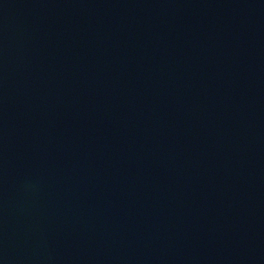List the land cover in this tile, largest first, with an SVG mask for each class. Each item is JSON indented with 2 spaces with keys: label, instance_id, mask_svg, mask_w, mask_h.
<instances>
[{
  "label": "water",
  "instance_id": "1",
  "mask_svg": "<svg viewBox=\"0 0 264 264\" xmlns=\"http://www.w3.org/2000/svg\"><path fill=\"white\" fill-rule=\"evenodd\" d=\"M0 264H264V0H0Z\"/></svg>",
  "mask_w": 264,
  "mask_h": 264
}]
</instances>
